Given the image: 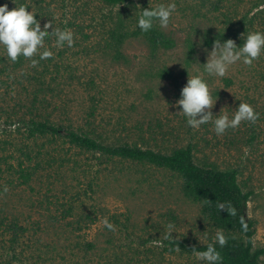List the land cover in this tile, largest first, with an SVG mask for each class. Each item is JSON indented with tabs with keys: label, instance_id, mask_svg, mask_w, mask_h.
<instances>
[{
	"label": "rangeland",
	"instance_id": "1",
	"mask_svg": "<svg viewBox=\"0 0 264 264\" xmlns=\"http://www.w3.org/2000/svg\"><path fill=\"white\" fill-rule=\"evenodd\" d=\"M173 3L169 27L154 25L174 48L153 53L139 35L138 17ZM263 3L131 0L111 7L100 0H0L9 10L33 12L42 30L51 24L74 37L71 47L60 48L55 36H46L40 51H51V58L34 56L38 64L26 59L20 69L0 46V264H203L197 255L170 253L168 241L211 244L220 234L169 170L111 159L61 139L28 141L31 84L42 73L54 92L40 96L44 104L33 115L41 119L111 146L170 154L191 145L198 165L238 169L242 188L252 195L254 247L264 248V54L251 66L232 65L223 78L203 67L214 45L209 41L219 35L240 47L247 34L264 32ZM197 75L209 85L213 116L224 110L231 117L248 103L255 123L242 122L222 136L212 121L189 127L176 103ZM22 151L34 161L24 163Z\"/></svg>",
	"mask_w": 264,
	"mask_h": 264
},
{
	"label": "trees",
	"instance_id": "2",
	"mask_svg": "<svg viewBox=\"0 0 264 264\" xmlns=\"http://www.w3.org/2000/svg\"><path fill=\"white\" fill-rule=\"evenodd\" d=\"M100 1L105 5L118 7L127 5L131 0ZM140 34L147 39L153 53H157L160 49L174 48V42L161 33L155 25L150 31L146 33L140 31ZM122 39H120L119 44ZM217 39H220L221 42L225 41L224 36L219 35L213 41H209L210 46ZM27 61L21 56L16 62V68H22ZM39 76L31 84V86H36L29 106L32 115L28 122H24L28 141L46 138L61 139L74 147L98 153L111 159L148 164L179 175L183 180L185 198L201 206L203 217L225 237L226 243L221 247L216 242L199 245L191 244L186 240H169L167 243L169 252L197 255L194 251H205L210 245H214L220 255L219 264H261V260L264 258V248L256 249L254 247L255 224L248 216L252 195L246 193L242 188L238 169L222 170L214 164L198 165L195 160L194 148L191 145L174 150L170 154L129 144L111 146L88 135L57 126L51 123L49 119H41V115H33V111H39L38 106L44 104V101H40V96L53 94L54 91L52 90V82H46V76L43 73ZM23 154L24 163L34 161L29 151L23 152ZM19 168L22 178L29 181L32 175L24 169V164L20 163ZM221 205L224 206L223 210H221ZM19 227L16 224L11 225V230L15 233Z\"/></svg>",
	"mask_w": 264,
	"mask_h": 264
},
{
	"label": "clouds",
	"instance_id": "3",
	"mask_svg": "<svg viewBox=\"0 0 264 264\" xmlns=\"http://www.w3.org/2000/svg\"><path fill=\"white\" fill-rule=\"evenodd\" d=\"M175 10L174 3L167 6L161 5L154 9H144L138 17L137 27L141 32L146 33L153 28L154 23L158 22L161 28L166 29L169 27ZM49 28H53L52 25L46 24L42 30L40 23L36 20V15L24 6H17L13 10H9L7 4L0 6V46L4 48L8 59L12 62H17L21 56L32 59L38 55L39 60L51 58V51L47 49L40 51L44 48L45 37L48 35L55 36L57 47L73 45L74 37L70 29L53 28V31L49 33ZM262 54H264V32L247 34L240 47H237L232 40L221 42L217 39L203 67L208 75L223 78L232 65L242 62L251 66ZM39 60L32 59L33 66L38 64ZM212 104L208 83L197 75L189 77L186 86L181 90L176 107L180 109L178 114L183 115L187 125L193 129H199L202 125L212 121L217 136H222L229 129L239 127L242 122L255 123L258 118L248 103H240L231 117L222 115L224 110L220 115L213 116L212 112L208 111L213 107ZM4 191H7V188ZM223 208L224 206L221 205V210ZM105 225L109 229L112 228L107 221ZM215 242L223 247L226 243L225 237L218 233ZM194 252L203 264H219L220 255L214 245H210L205 251Z\"/></svg>",
	"mask_w": 264,
	"mask_h": 264
}]
</instances>
